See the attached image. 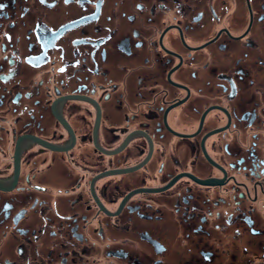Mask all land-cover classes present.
<instances>
[{"label": "flooded vegetation", "instance_id": "af4514ba", "mask_svg": "<svg viewBox=\"0 0 264 264\" xmlns=\"http://www.w3.org/2000/svg\"><path fill=\"white\" fill-rule=\"evenodd\" d=\"M0 5V264H264V0Z\"/></svg>", "mask_w": 264, "mask_h": 264}, {"label": "snow or ice", "instance_id": "6c2138e0", "mask_svg": "<svg viewBox=\"0 0 264 264\" xmlns=\"http://www.w3.org/2000/svg\"><path fill=\"white\" fill-rule=\"evenodd\" d=\"M3 7H4L3 5H0V10H2Z\"/></svg>", "mask_w": 264, "mask_h": 264}]
</instances>
